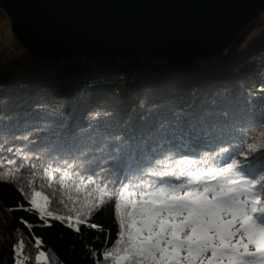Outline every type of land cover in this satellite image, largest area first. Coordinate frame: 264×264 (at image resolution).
Returning <instances> with one entry per match:
<instances>
[{
	"label": "trees",
	"instance_id": "trees-1",
	"mask_svg": "<svg viewBox=\"0 0 264 264\" xmlns=\"http://www.w3.org/2000/svg\"><path fill=\"white\" fill-rule=\"evenodd\" d=\"M243 35L188 64L144 56L50 61L28 51L14 57L0 43V176L19 169L15 180H0V264H17L13 254L21 264H113L103 254L119 238L114 203L79 232L67 225L100 195L86 178L115 179L117 166L121 175L137 167L169 171L189 159L205 171L236 160L264 183V33L247 45ZM178 114L185 126L211 134L181 139L172 131ZM130 139L137 150L122 153ZM34 191L64 219L45 216L47 227L39 213L25 211Z\"/></svg>",
	"mask_w": 264,
	"mask_h": 264
},
{
	"label": "snow or ice",
	"instance_id": "snow-or-ice-1",
	"mask_svg": "<svg viewBox=\"0 0 264 264\" xmlns=\"http://www.w3.org/2000/svg\"><path fill=\"white\" fill-rule=\"evenodd\" d=\"M177 130L181 139L192 137L194 132L198 139L201 133L210 135L212 131L197 129L191 122L185 126L181 114L177 115L172 129L173 133ZM125 150L134 151L137 146L130 139L122 153ZM221 155L217 153V159ZM225 162L226 158L219 160V164ZM15 163V160L7 161L8 165ZM200 163V160L184 159L177 163V170L143 171L137 167L123 175L117 166L115 179H102L104 173H97L95 179L86 178L87 184L95 185L100 195L77 212L75 225L69 222L67 226L79 232V226H87L93 212L106 203H114L120 214L119 238L104 252L105 261L111 260L113 264H205V261L207 264H264V200L260 195L264 183L249 178L251 170L246 171L236 160L223 167L214 161L213 167L205 171L199 170ZM17 172L19 169H13L0 176V180H15ZM143 180L147 183L140 182ZM84 182V179L79 181ZM20 190L23 193V188ZM37 197H42L44 203H39ZM29 203L31 207L25 211L39 213L43 226L51 227L45 216L57 221L64 219L48 210L50 198L41 192L34 191ZM91 227L98 225L91 224ZM36 244L40 245L41 240L36 239ZM20 247L23 248L22 242ZM39 259L38 255L36 260ZM17 264L21 262L18 260Z\"/></svg>",
	"mask_w": 264,
	"mask_h": 264
},
{
	"label": "water",
	"instance_id": "water-1",
	"mask_svg": "<svg viewBox=\"0 0 264 264\" xmlns=\"http://www.w3.org/2000/svg\"><path fill=\"white\" fill-rule=\"evenodd\" d=\"M16 42L50 61L147 57L188 64L229 46L264 0H0Z\"/></svg>",
	"mask_w": 264,
	"mask_h": 264
},
{
	"label": "rangeland",
	"instance_id": "rangeland-1",
	"mask_svg": "<svg viewBox=\"0 0 264 264\" xmlns=\"http://www.w3.org/2000/svg\"><path fill=\"white\" fill-rule=\"evenodd\" d=\"M248 26V27H247ZM242 31L241 33L244 32V35L242 36L243 41H244V45H247L249 43H251V41H254L256 38H258L259 35H261L262 33H264V12H261L258 14V16H256L251 22L250 24H248ZM0 32L3 35V38L5 40L8 41L11 40L13 43H16L17 46V53H10L12 56L14 57H18V55H20V52L23 53H27V50L22 48L15 40L11 29H10V22H9V18L7 15L2 16L0 18ZM240 33V34H241ZM201 60H206L207 58H198ZM261 199L264 200V192L261 196ZM40 257L44 258L43 255H40ZM15 262V261H14ZM205 264H207V262L205 261Z\"/></svg>",
	"mask_w": 264,
	"mask_h": 264
},
{
	"label": "bare ground",
	"instance_id": "bare-ground-1",
	"mask_svg": "<svg viewBox=\"0 0 264 264\" xmlns=\"http://www.w3.org/2000/svg\"><path fill=\"white\" fill-rule=\"evenodd\" d=\"M1 34H2V33L0 32V35H1ZM239 36H240V35H239ZM239 36H238V37H239ZM238 37H237V38H238ZM235 40H236V39H235ZM235 40H234V41H235ZM234 41H233V42H234ZM4 42H5L6 45H8L9 50H15V51H16V49H17L16 43H13L11 40H9V41L6 40V41H4ZM16 52H17V51H16ZM142 57H143V56H142ZM124 59H127V58H124Z\"/></svg>",
	"mask_w": 264,
	"mask_h": 264
},
{
	"label": "built area",
	"instance_id": "built-area-1",
	"mask_svg": "<svg viewBox=\"0 0 264 264\" xmlns=\"http://www.w3.org/2000/svg\"><path fill=\"white\" fill-rule=\"evenodd\" d=\"M0 43L5 44L2 35H0ZM5 45H6V44H5ZM6 47L8 48V45H6ZM8 50H9V48H8ZM10 51H12V52H16L15 50H10ZM12 257H13V259H14L16 262L19 260V257H18L17 254H13Z\"/></svg>",
	"mask_w": 264,
	"mask_h": 264
},
{
	"label": "crops",
	"instance_id": "crops-1",
	"mask_svg": "<svg viewBox=\"0 0 264 264\" xmlns=\"http://www.w3.org/2000/svg\"><path fill=\"white\" fill-rule=\"evenodd\" d=\"M2 16H5V14L3 13V11L0 9V18L2 17ZM9 39V38H8ZM7 39V40H8Z\"/></svg>",
	"mask_w": 264,
	"mask_h": 264
}]
</instances>
